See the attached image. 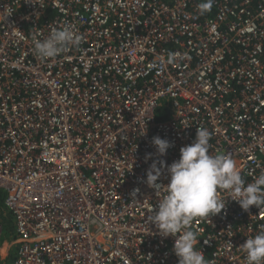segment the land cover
<instances>
[{
    "label": "built area",
    "instance_id": "obj_1",
    "mask_svg": "<svg viewBox=\"0 0 264 264\" xmlns=\"http://www.w3.org/2000/svg\"><path fill=\"white\" fill-rule=\"evenodd\" d=\"M201 2L0 0L12 264H179L175 238L148 222L158 198L147 173L178 161L198 127L246 183L264 172V0H213L205 14ZM64 27L79 48L38 58L35 40ZM154 137L170 142L165 156ZM220 198L221 214L194 223L197 248L209 264H246L240 247L264 231V210Z\"/></svg>",
    "mask_w": 264,
    "mask_h": 264
},
{
    "label": "clouds",
    "instance_id": "obj_2",
    "mask_svg": "<svg viewBox=\"0 0 264 264\" xmlns=\"http://www.w3.org/2000/svg\"><path fill=\"white\" fill-rule=\"evenodd\" d=\"M212 6L213 0H203L198 9L205 14ZM82 39L71 27L53 28L46 39L34 38V54L40 59H55L69 49L79 48ZM153 144L159 156H165L171 147L169 141L160 137H154ZM160 165L154 162L147 173V185L158 198L147 219L162 237L175 238L173 251L179 264H209L197 248L200 240L194 223L222 213L226 203L220 198L221 192L246 212L253 206L264 210V172L246 183L230 155L211 153L210 132L204 127L197 128L192 144L181 148L178 161L171 166L160 161ZM162 167L170 175L166 185L158 183ZM240 248L246 254V264H264V231L247 238Z\"/></svg>",
    "mask_w": 264,
    "mask_h": 264
},
{
    "label": "trees",
    "instance_id": "obj_3",
    "mask_svg": "<svg viewBox=\"0 0 264 264\" xmlns=\"http://www.w3.org/2000/svg\"><path fill=\"white\" fill-rule=\"evenodd\" d=\"M170 116V114H169ZM4 199H5V194L0 191V210L2 211V213H4ZM0 212V219H1V222L2 224L4 225V231H7V232H4L3 233V237L0 239V241H4V240H7V239H14L15 238V235H14V225L11 222L8 221L7 218L3 217V214ZM7 222V223H5Z\"/></svg>",
    "mask_w": 264,
    "mask_h": 264
},
{
    "label": "rangeland",
    "instance_id": "obj_4",
    "mask_svg": "<svg viewBox=\"0 0 264 264\" xmlns=\"http://www.w3.org/2000/svg\"><path fill=\"white\" fill-rule=\"evenodd\" d=\"M0 212L2 213V211L0 210ZM3 214V217H5V218H7L8 219V221L9 222H11L12 221V219L10 218V215L7 213V211L4 209V213H2ZM2 223V222H1ZM5 223H7V222H5ZM5 232H7V231H5ZM1 243V242H0ZM15 242H14V240L12 239V237H11V239H7L6 241H4L3 243H1L0 244V249L3 247V246H7L6 248H3V253H8V255H6V257H5V259H3V255L0 253V257H1V260H2V264L4 263V264H8V262H7V260H8V258L10 257V253H12V250L11 249H13V247H14V244Z\"/></svg>",
    "mask_w": 264,
    "mask_h": 264
},
{
    "label": "crops",
    "instance_id": "obj_5",
    "mask_svg": "<svg viewBox=\"0 0 264 264\" xmlns=\"http://www.w3.org/2000/svg\"><path fill=\"white\" fill-rule=\"evenodd\" d=\"M3 237V235L1 236V238ZM0 238V239H1ZM6 241V240H4ZM4 241H0L1 243H3ZM0 243V244H1ZM7 246H3L1 249H0V253L4 256L3 259H5L6 255H8V253H3V248H6ZM12 250V253H10V257L8 258L7 262L8 264H12L13 260H14V256H15V250L14 249H11ZM0 264H2V260H1V257H0ZM4 264V263H3Z\"/></svg>",
    "mask_w": 264,
    "mask_h": 264
}]
</instances>
